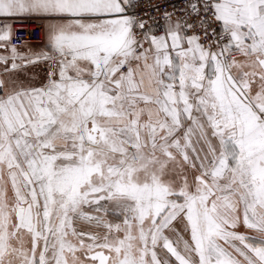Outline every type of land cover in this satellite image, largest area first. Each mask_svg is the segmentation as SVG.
Returning <instances> with one entry per match:
<instances>
[{"label": "rangeland", "instance_id": "rangeland-1", "mask_svg": "<svg viewBox=\"0 0 264 264\" xmlns=\"http://www.w3.org/2000/svg\"><path fill=\"white\" fill-rule=\"evenodd\" d=\"M232 32L242 41L240 56L260 63L257 34ZM209 57L207 71L187 87L209 117L221 166L210 137L206 155L197 141L154 140L118 151L106 145L92 158L76 140L78 155L54 167L28 154L24 141H0V264H99L90 255L96 250L106 264H163L158 255L171 261L168 249L172 264H262L264 87L261 77L242 84ZM246 210L255 227L244 221Z\"/></svg>", "mask_w": 264, "mask_h": 264}, {"label": "crops", "instance_id": "crops-1", "mask_svg": "<svg viewBox=\"0 0 264 264\" xmlns=\"http://www.w3.org/2000/svg\"><path fill=\"white\" fill-rule=\"evenodd\" d=\"M125 1L2 0L0 14L6 16L0 20L8 29L24 16L36 14L43 22L45 42L14 47L6 38L0 39V141H24L28 154L60 165L62 158L78 155L76 140H84L83 153L92 158L105 152L106 145L110 147L107 150L118 151L122 143L142 148L154 140L187 145L197 141L206 155L204 142L210 137L219 153L218 161L213 155L214 162L222 165L220 144L210 133L209 117L187 87L190 77L207 71L205 64L211 53L199 47L176 21L166 22L165 33L149 35L148 49L133 56L126 72L119 69L123 58L116 57L106 67L107 79L91 81L95 59L86 53L109 54L116 50L103 38L116 36L119 43L123 24L106 18L121 17L117 6ZM214 4L222 26L234 30L237 36L252 30L264 51V0H214ZM233 37L228 45L242 44ZM34 55L38 60L32 61ZM43 55L46 57L42 59ZM240 55L229 64V73L238 76L242 84H248L245 78L249 76L261 77L258 86L264 87V56L259 63L255 57ZM195 146L193 151L199 156L201 151ZM41 167L46 174L44 164ZM8 178L12 183L11 174ZM260 207L264 208V196ZM245 212L244 221L255 227L258 219ZM261 238L260 259L264 264ZM168 251L171 261L165 260V254L164 258L158 255L163 264H172L175 259L172 250ZM90 255L106 264L107 256L100 250ZM223 264L231 263L225 260Z\"/></svg>", "mask_w": 264, "mask_h": 264}, {"label": "built area", "instance_id": "built-area-1", "mask_svg": "<svg viewBox=\"0 0 264 264\" xmlns=\"http://www.w3.org/2000/svg\"><path fill=\"white\" fill-rule=\"evenodd\" d=\"M121 7L120 15L130 20L127 51L123 56L117 50L109 54L100 51L86 53L95 59L90 78L94 83L108 78L106 67L113 58H123L119 69L126 72L133 56L148 49L149 35L165 33V24L170 20L176 21L185 33L193 36L198 46L210 52L216 63L223 65L228 73L229 64L237 55L244 53L243 46L228 45L233 37L232 30L222 26L216 16L214 0H127ZM1 38H6L14 47L41 45L45 42L43 22L25 17L13 22L8 29L7 24L0 20Z\"/></svg>", "mask_w": 264, "mask_h": 264}, {"label": "water", "instance_id": "water-1", "mask_svg": "<svg viewBox=\"0 0 264 264\" xmlns=\"http://www.w3.org/2000/svg\"><path fill=\"white\" fill-rule=\"evenodd\" d=\"M126 2V1H125ZM123 2V3H125ZM122 3V4H123ZM117 14L120 15L122 13V7L121 5L120 6H117ZM2 16H6L5 14H0V17ZM24 17H34L36 19H40L36 16V14H29V15H26ZM106 20L108 21H114V20H119L122 22L123 24V34H122V37H121V40H119V43H118V39L116 36H114L113 38H106L104 36L103 40L110 46V48H114L116 49L122 56L126 53L127 51V34H128V31H129V27H130V20L128 17L126 16H121L119 18H106ZM42 21V19H41ZM44 57H46V55H43L41 58L43 59ZM38 56L34 55L32 59V61H36L38 60Z\"/></svg>", "mask_w": 264, "mask_h": 264}, {"label": "flooded vegetation", "instance_id": "flooded-vegetation-1", "mask_svg": "<svg viewBox=\"0 0 264 264\" xmlns=\"http://www.w3.org/2000/svg\"><path fill=\"white\" fill-rule=\"evenodd\" d=\"M102 261H103V260H102V259H100V262H101L100 264H102Z\"/></svg>", "mask_w": 264, "mask_h": 264}]
</instances>
